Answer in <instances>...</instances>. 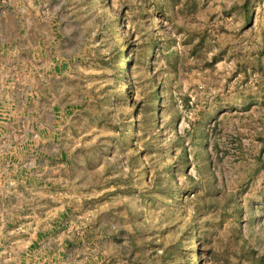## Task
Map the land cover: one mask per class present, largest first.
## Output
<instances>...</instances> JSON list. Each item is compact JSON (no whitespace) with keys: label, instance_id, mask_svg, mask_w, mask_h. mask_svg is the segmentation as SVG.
<instances>
[{"label":"rangeland","instance_id":"rangeland-1","mask_svg":"<svg viewBox=\"0 0 264 264\" xmlns=\"http://www.w3.org/2000/svg\"><path fill=\"white\" fill-rule=\"evenodd\" d=\"M0 32V264H264V0H0Z\"/></svg>","mask_w":264,"mask_h":264},{"label":"crops","instance_id":"crops-1","mask_svg":"<svg viewBox=\"0 0 264 264\" xmlns=\"http://www.w3.org/2000/svg\"><path fill=\"white\" fill-rule=\"evenodd\" d=\"M5 32H0V67L4 65V60H6V57L8 55H12L13 52L10 50L12 49L10 46L7 45L8 39L6 38V35L4 36ZM2 78V76H1ZM4 79L2 78V81ZM21 98H24L22 96H15L12 98H7L5 101L8 103H11V106H13L14 111H20V104H22ZM4 101V100H3ZM10 109V107L8 108ZM11 110V109H10ZM9 116L12 115V112H8Z\"/></svg>","mask_w":264,"mask_h":264},{"label":"trees","instance_id":"trees-1","mask_svg":"<svg viewBox=\"0 0 264 264\" xmlns=\"http://www.w3.org/2000/svg\"><path fill=\"white\" fill-rule=\"evenodd\" d=\"M150 49H151V47H149L148 49H146L145 51L142 52L140 58H141V60L143 61V63H146V62H147V53H148V51H149ZM146 64H147V63H146ZM157 91H158L157 87H154V88L149 89V91H148V96H149L151 99H157L158 97L155 98V95H157V94H156ZM129 94H130L129 91L126 90V91L124 92L123 99L126 100V99L128 98V95H129ZM155 107H156V105H155V102L153 101V103H151V109H152V111H153L154 109H156ZM180 220L184 222V223H183L182 232H183L185 235L190 236V235L195 231V228H194V222H193L192 218L187 219V220H183V218H181Z\"/></svg>","mask_w":264,"mask_h":264}]
</instances>
